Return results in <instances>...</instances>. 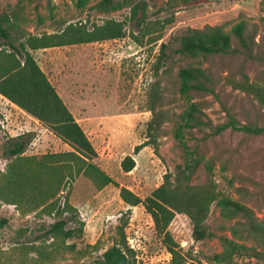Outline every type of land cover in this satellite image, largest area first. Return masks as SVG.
Listing matches in <instances>:
<instances>
[{"label":"rangeland","instance_id":"obj_1","mask_svg":"<svg viewBox=\"0 0 264 264\" xmlns=\"http://www.w3.org/2000/svg\"><path fill=\"white\" fill-rule=\"evenodd\" d=\"M98 1L90 0L80 9L76 0H0V14L18 12L26 33H54L69 23H101L111 18L125 26L123 38L32 52L97 149L95 162L116 182L99 188L89 177L78 175L62 187L56 209L47 203L22 213L15 204L0 200V264H102L103 253L119 236L121 218L129 212L126 235L135 264L169 263L171 255L151 216L143 205L126 204L120 192L126 187L144 198L162 184L166 173L175 172L184 162L183 148L173 132L187 105L177 79L182 66L202 64L215 73V94L192 95L213 126L225 122L228 113L243 123L264 125V108L258 101L225 81L226 76L240 78L247 73L252 81L264 85L263 0H144L149 28L140 26L141 14L132 18L129 4L101 12L96 8ZM240 22H245L247 33L252 34V55L234 53L205 59L175 51L178 37L188 28L222 25L230 31ZM160 34L162 38L153 41ZM162 43L169 44L168 59L157 70ZM157 80L163 91L161 108L170 118L157 142L135 154V146L147 141L152 116L149 96ZM211 131L194 130L188 135V143L197 146L200 154L214 157V179L220 195L247 204L264 221V135L231 129L213 135ZM19 137L29 140L24 156L74 150L48 126L0 95V177L12 161L7 150ZM128 155L135 158L136 166L125 172L121 162ZM206 177L201 165L195 181L204 182ZM59 220L66 221V229L82 230L69 238L52 235L51 225ZM234 223L222 217L213 203L206 220L210 236L205 239H195L192 221L183 213L175 216L169 229L188 255V264H264L247 255L222 262L213 258L223 250L222 236L259 248L253 239L233 236L230 229Z\"/></svg>","mask_w":264,"mask_h":264},{"label":"trees","instance_id":"obj_2","mask_svg":"<svg viewBox=\"0 0 264 264\" xmlns=\"http://www.w3.org/2000/svg\"><path fill=\"white\" fill-rule=\"evenodd\" d=\"M99 0L96 8L101 12L131 7L132 18L139 17L140 26H147V5L144 0ZM188 1V0H182ZM90 0H76L84 9ZM264 2V0H263ZM21 17L16 11L0 14V95L48 126L57 136L73 147V151L48 153L41 157L24 156L29 140L19 137L8 148L12 158L6 172L0 177V200L15 204L22 213L34 211L49 203L52 209L58 206V195L62 187L78 175L89 177L99 188L116 182L95 162L98 152L87 133L77 121L49 77L37 62L33 51L103 40L119 39L125 36L123 22L106 19L101 23L73 22L54 33L41 35L26 33L22 29ZM42 19L40 20V22ZM173 17L167 20L171 23ZM153 26L156 23H151ZM134 38L138 39L137 36ZM162 35L154 37L158 41ZM177 53L193 58L205 59L217 55L242 53L253 54L252 34L247 33L245 22L236 24L230 31L222 25H206L204 28H188L178 37ZM168 43H162L156 69L165 66L168 59ZM179 91L187 100L185 109L175 121L174 137L184 151V162L176 166L175 172H168L161 185L148 196L141 197L126 187L120 196L130 207L143 205L151 216L156 233L171 255L168 264H188L189 257L172 235L169 227L175 216L186 214L192 221L193 233L200 241L210 236L206 220L215 203L222 217L235 220L231 227L233 236L240 240L253 239L259 248L249 247L222 236L223 250L214 255L218 262L230 261L235 255H247L264 261V221L247 204L229 196H221L214 179V157L199 153L197 146L188 143V135L194 130L210 128V134L219 135L227 129L246 135H264V125L243 123L228 113L227 120L213 126L201 109V103L193 101L192 95L215 94L216 76L209 68L200 65L182 66L177 74ZM225 81L234 90L252 95L264 108V85L251 80L247 73L240 78L226 76ZM163 91L156 81L149 96L151 119L147 126V141L136 145L137 154L144 146L156 143L163 133V126L169 120L167 110L161 108ZM157 150V146H155ZM206 172L204 182H196L199 167ZM136 166L133 156H126L121 167L125 172ZM69 194V193H68ZM67 194V200H68ZM66 204L69 206L68 201ZM131 212H129L130 215ZM126 214V213H125ZM123 215L118 225L119 236L113 245L103 253L102 264H135V254L130 248L126 227L130 216ZM3 221H6L5 219ZM66 221L59 220L51 225L50 233L63 238L75 235L80 229H66Z\"/></svg>","mask_w":264,"mask_h":264}]
</instances>
